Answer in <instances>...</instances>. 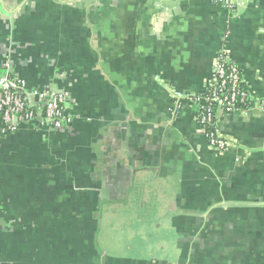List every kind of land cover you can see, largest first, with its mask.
Listing matches in <instances>:
<instances>
[{"label":"crops","instance_id":"0c3cea01","mask_svg":"<svg viewBox=\"0 0 264 264\" xmlns=\"http://www.w3.org/2000/svg\"><path fill=\"white\" fill-rule=\"evenodd\" d=\"M0 0V77L72 122L0 134V264H264V113L192 104L224 50L264 98V0ZM1 126V121H0Z\"/></svg>","mask_w":264,"mask_h":264},{"label":"built area","instance_id":"2783aa9c","mask_svg":"<svg viewBox=\"0 0 264 264\" xmlns=\"http://www.w3.org/2000/svg\"><path fill=\"white\" fill-rule=\"evenodd\" d=\"M228 8L232 0H222ZM6 72L0 77V134L15 131L20 124L34 123L49 130L70 125L72 116L67 111V93L53 84L42 88L28 87L25 80L8 71L10 63L3 60ZM192 104L197 112V122L209 146L223 152L234 144L217 127L218 113L232 114L249 109L264 113V98L251 96L244 85L237 65L221 50L215 58L213 70L201 94L185 98L173 94L174 110Z\"/></svg>","mask_w":264,"mask_h":264}]
</instances>
